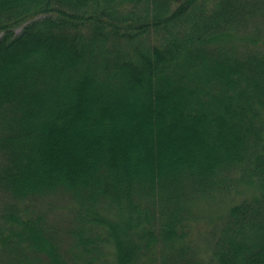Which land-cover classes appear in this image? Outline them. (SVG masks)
I'll use <instances>...</instances> for the list:
<instances>
[{
    "label": "trees",
    "instance_id": "obj_1",
    "mask_svg": "<svg viewBox=\"0 0 264 264\" xmlns=\"http://www.w3.org/2000/svg\"><path fill=\"white\" fill-rule=\"evenodd\" d=\"M0 264H264V0H0Z\"/></svg>",
    "mask_w": 264,
    "mask_h": 264
},
{
    "label": "rangeland",
    "instance_id": "obj_2",
    "mask_svg": "<svg viewBox=\"0 0 264 264\" xmlns=\"http://www.w3.org/2000/svg\"><path fill=\"white\" fill-rule=\"evenodd\" d=\"M225 201L226 200H224L221 204L215 206L213 209L209 210L208 213H207V215H210V216L213 215L214 218H216L218 215H221L222 214V217L224 215V218H225L227 216V213H228L227 205H228V202H230V201H228L225 204ZM216 213H221V214H216ZM217 221L220 222L221 219H218ZM204 224H206V223H204ZM202 226H203V224H202Z\"/></svg>",
    "mask_w": 264,
    "mask_h": 264
}]
</instances>
